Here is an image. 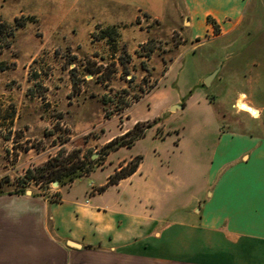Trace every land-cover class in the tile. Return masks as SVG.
Segmentation results:
<instances>
[{
    "label": "rangeland",
    "instance_id": "obj_1",
    "mask_svg": "<svg viewBox=\"0 0 264 264\" xmlns=\"http://www.w3.org/2000/svg\"><path fill=\"white\" fill-rule=\"evenodd\" d=\"M45 2L50 22H62L58 33H49L46 21L33 15L11 19L21 0H0L5 24L0 32V190L12 192L24 184L55 199L58 183L37 176L48 161L106 166L76 181L84 184L102 180L112 166L127 170L142 160V170L152 172L161 190L183 196L182 202L198 193L218 128L227 124L222 109L235 115L228 98L207 102L224 85L203 83L210 74L203 76L210 65L205 56L210 59L220 43L208 34L190 40L181 22L171 30L173 6L161 23L142 22L141 28L151 27L154 35L139 42V30L133 28L139 18L96 23L114 10L107 1H90L82 17L70 0ZM73 21L75 29L68 27ZM111 139L129 146L109 150ZM184 181L188 189L182 188Z\"/></svg>",
    "mask_w": 264,
    "mask_h": 264
},
{
    "label": "crops",
    "instance_id": "obj_2",
    "mask_svg": "<svg viewBox=\"0 0 264 264\" xmlns=\"http://www.w3.org/2000/svg\"><path fill=\"white\" fill-rule=\"evenodd\" d=\"M45 1L21 0L11 19L33 15L46 21L49 33H58L62 22H50ZM90 1L70 0V6L82 17ZM102 1L114 10L96 23L116 25L139 18L133 27L139 30V42L154 35L151 27L141 28L142 22L161 23L172 6L176 23L171 30L181 22L190 40L213 37L220 45L210 59L205 56L210 65L203 76L216 71L209 85L217 80L224 86L207 102L228 98L235 115L222 109L227 124L218 128L205 185L185 202L183 196L161 190L152 172L142 170V160L115 183L106 184L119 165L106 171L102 180L76 184L106 166L94 167L56 187L55 199L32 192L0 193V264H264L263 3L257 7L259 0ZM207 16L214 19L218 32H213ZM68 27L75 29L76 21ZM222 52L226 54L218 57ZM239 99L257 114L238 108ZM182 188H189L187 181Z\"/></svg>",
    "mask_w": 264,
    "mask_h": 264
},
{
    "label": "trees",
    "instance_id": "obj_3",
    "mask_svg": "<svg viewBox=\"0 0 264 264\" xmlns=\"http://www.w3.org/2000/svg\"><path fill=\"white\" fill-rule=\"evenodd\" d=\"M207 21L213 25L214 30L217 29L216 22L214 19H212L210 16H207ZM5 27V24L0 20V32L3 31V28ZM182 105H184V102H182ZM130 130H126L122 135L128 134ZM139 132H135L133 134V137L137 138L139 137ZM120 135V136H122ZM107 147L109 150H114L117 149L120 146H129L128 142H113V139L109 140L106 143ZM139 160L134 163L129 169L124 170L123 167H120L119 169L115 170L111 175H109L108 181L106 184L110 183H115L117 182L120 178L125 177L129 174H131L138 166ZM57 166V167H56ZM93 167H91L88 164H69V165H64L60 163H50L49 161L44 164V166L40 167L37 169V176L42 178L43 180L47 182L51 181H56L58 183V186L71 183L75 179H78L84 175H87ZM31 172V171H29ZM35 175L30 174V177H34ZM103 188V187H101ZM27 190V187L23 184H21L19 187H16L14 191L12 192H17V193H25ZM10 192V191H8ZM0 193H3V191L0 190ZM32 194H35L34 191H32Z\"/></svg>",
    "mask_w": 264,
    "mask_h": 264
},
{
    "label": "bare ground",
    "instance_id": "obj_4",
    "mask_svg": "<svg viewBox=\"0 0 264 264\" xmlns=\"http://www.w3.org/2000/svg\"><path fill=\"white\" fill-rule=\"evenodd\" d=\"M236 106L238 108H242V109H246L248 110L249 112H251L252 114L256 115L257 114V111L255 109H253L252 107H250L249 105H247L245 102L242 101V99H239L237 101V104Z\"/></svg>",
    "mask_w": 264,
    "mask_h": 264
},
{
    "label": "water",
    "instance_id": "obj_5",
    "mask_svg": "<svg viewBox=\"0 0 264 264\" xmlns=\"http://www.w3.org/2000/svg\"><path fill=\"white\" fill-rule=\"evenodd\" d=\"M215 72H216V71L211 72V73L208 75V77L205 78V80H204V82H203L205 85H209L210 80L213 78ZM177 106H179V105H177ZM53 183H56V182H53ZM26 192H27V193H30L31 191H30V190H27Z\"/></svg>",
    "mask_w": 264,
    "mask_h": 264
}]
</instances>
